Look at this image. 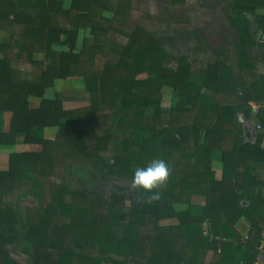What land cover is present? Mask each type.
Masks as SVG:
<instances>
[{
  "label": "trees",
  "instance_id": "1",
  "mask_svg": "<svg viewBox=\"0 0 264 264\" xmlns=\"http://www.w3.org/2000/svg\"><path fill=\"white\" fill-rule=\"evenodd\" d=\"M126 1L70 0L66 8L63 0H0V32L15 38L20 28L24 45L46 60L32 61L41 70L28 77L6 54L16 39L0 41V147L12 150L8 169L0 170V264H16L8 247L21 242L34 250L27 264H253L264 233V75L242 93L233 67L242 68L255 45L245 17L254 7L243 3L264 0H227L239 58L231 63L221 54L196 73L184 58L167 68V55L140 28L122 46L109 40L126 17ZM101 54L112 61L90 68ZM75 77L90 104L65 109L54 84ZM164 87L171 90L169 107L161 105ZM101 108L111 109L113 124L129 133L119 140L107 133L91 150L75 125ZM245 123L253 139L244 138ZM18 144L39 148L15 151ZM56 145L101 177L132 179L153 158L166 161L169 176L155 189L158 199L140 201L130 213L118 193L105 200L95 190L65 188L37 220H24L7 197L28 174L34 189L41 186ZM213 151L220 152L218 162ZM194 195L204 205L191 204ZM175 204L186 208L177 211ZM173 218L177 224L161 225ZM241 219L249 224L246 238L236 229Z\"/></svg>",
  "mask_w": 264,
  "mask_h": 264
},
{
  "label": "rangeland",
  "instance_id": "2",
  "mask_svg": "<svg viewBox=\"0 0 264 264\" xmlns=\"http://www.w3.org/2000/svg\"><path fill=\"white\" fill-rule=\"evenodd\" d=\"M125 3H128L126 17L116 25L117 31L111 32L108 35L109 40L118 46H122L127 42L135 29L140 28L167 55L164 65L169 69H175L181 58L186 59L190 63L191 68L193 65L198 64L193 59L195 57L196 41L191 35V31L193 29L199 30V4L204 5V10H206L207 6L216 7L217 16L220 20L223 19L222 14H220L221 5L218 6L217 0H127ZM69 5L70 0H63L64 7L67 8ZM20 32L21 29H17V35L14 38L9 33L2 31L0 32V41L14 43V39H16L18 43H14L13 47L6 51V54L10 58L11 66L16 70L24 72L28 77L36 76L39 74L41 68L34 65L32 61L46 62V60L43 54L31 51L29 47L24 45V38ZM0 57H2V54H0ZM106 61L111 62L112 58H107L104 54H101L90 68H99ZM200 62V65L207 63L206 57H203ZM141 77H144V75H141ZM54 89L63 93V106L65 109L87 108L90 104L89 98L83 94L82 83L76 77L56 81ZM170 93L171 90L169 88L164 87L162 89L161 105L163 107H169L171 100ZM38 102V99H32L31 106H37ZM111 112V109L101 108L90 119L75 125V132L86 140L89 149H94L97 139L106 137L107 133L113 134L117 140L128 135L129 130L113 124ZM146 115L151 116L152 111L146 110ZM9 119V113L4 114L1 118V124L5 130L9 127ZM239 120L242 123L244 122L241 117H239ZM129 121V119H126L125 123ZM202 135L203 133L201 132L200 141H202ZM47 137L54 139L53 135H48ZM244 138L251 139L248 137V134H245ZM112 147L113 143L110 142L107 145V151L111 153ZM38 148V145L18 144V150L15 151ZM11 151L10 148L0 147V170L8 169L9 153ZM51 153L52 161L47 166L45 175L40 177L41 186L34 189L33 176L28 174L15 193L7 197V202L16 208L24 220H37L43 215L44 209L54 202L55 193L65 188L95 190L105 200H109L113 194L118 193L124 198L127 213H130L131 207L136 203L153 200L150 198L149 192L133 187L132 179L109 175L101 177L97 172L96 174L93 172V174L77 158L68 155L67 149L62 145H56ZM211 157L213 161L218 162L220 152L213 151ZM215 171L216 176L219 177L220 170L216 168ZM260 175L264 178V171L260 172ZM140 193H144V197ZM183 206L181 204L174 205L177 211L183 208ZM173 224H177V219L173 218L161 222V225ZM8 250L11 259L16 264H27L34 252L31 246H25L22 242L9 246ZM209 260L211 258H207L206 262H209ZM123 264L134 263L128 260Z\"/></svg>",
  "mask_w": 264,
  "mask_h": 264
},
{
  "label": "crops",
  "instance_id": "3",
  "mask_svg": "<svg viewBox=\"0 0 264 264\" xmlns=\"http://www.w3.org/2000/svg\"><path fill=\"white\" fill-rule=\"evenodd\" d=\"M217 1L218 6L221 5L220 14L223 16L222 20L217 16L216 7L207 6L206 10H204V5L199 4V30L193 29L191 31V35L196 41L195 57L193 59L198 63L191 68L194 73L210 63L211 60L217 59L221 54L225 60H229L231 63L236 62L239 58V54L236 51V45L239 42V34L232 23L233 12L228 7L227 0ZM243 4L254 7V12L252 14L246 13L245 17L250 22L249 32L255 45L248 49L247 55L242 57V68L236 65L233 67L236 82L240 86L239 89L242 93L248 90L250 91L251 84L264 75V3ZM203 57H206L207 63L200 65V60ZM204 91L210 93L207 90ZM252 107L256 108V105L252 104ZM239 117H241V115H239ZM244 129L245 134H248V137L253 139L252 128H250L247 123L244 124ZM16 147L14 150H18V145ZM204 203L205 199L203 196L194 195L191 198V204L193 205L202 206ZM185 208L186 205L179 210ZM236 229L242 238H246L249 224L245 219H241L236 224ZM261 247H264V233L262 235L259 250Z\"/></svg>",
  "mask_w": 264,
  "mask_h": 264
},
{
  "label": "clouds",
  "instance_id": "4",
  "mask_svg": "<svg viewBox=\"0 0 264 264\" xmlns=\"http://www.w3.org/2000/svg\"><path fill=\"white\" fill-rule=\"evenodd\" d=\"M169 171L164 159L153 158L146 166L136 168L132 175V185L149 192L151 199H158L159 193L153 190L167 181Z\"/></svg>",
  "mask_w": 264,
  "mask_h": 264
},
{
  "label": "built area",
  "instance_id": "5",
  "mask_svg": "<svg viewBox=\"0 0 264 264\" xmlns=\"http://www.w3.org/2000/svg\"><path fill=\"white\" fill-rule=\"evenodd\" d=\"M259 127L257 126V129ZM238 264H246L244 262H240ZM253 264H264V247H261L260 250H259V255L258 257L256 258L255 262Z\"/></svg>",
  "mask_w": 264,
  "mask_h": 264
}]
</instances>
